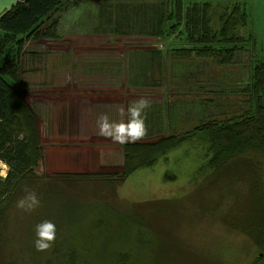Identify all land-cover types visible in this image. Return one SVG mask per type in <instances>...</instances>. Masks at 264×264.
Listing matches in <instances>:
<instances>
[{
	"label": "trees",
	"instance_id": "1",
	"mask_svg": "<svg viewBox=\"0 0 264 264\" xmlns=\"http://www.w3.org/2000/svg\"><path fill=\"white\" fill-rule=\"evenodd\" d=\"M144 3L127 13V8L118 10L114 15L115 29L107 27L100 32L96 27L94 32L155 40L159 45L149 51L148 70L159 75L157 79L156 74L149 77V87L163 88L166 85L163 81L168 82V72L186 69L195 57L208 60L211 74L219 78L199 87L212 97L197 102L198 108L205 104L206 112L198 114L201 117L193 115L196 125L185 132L168 134L158 143H134L128 150L126 145L124 173L120 176H47L36 170L43 162L44 149L38 139L35 111L21 87L29 58L44 52L30 49L28 44L40 38L58 37L60 15L69 5L76 6L77 1L17 0L0 16V161L10 167L6 178L0 177V264H169L175 243L171 241V233L156 224L157 204L168 213L164 202L154 206L151 203L155 201L142 202L126 206L123 211L110 202L121 203L114 200L118 191L116 182L124 183L137 171L155 167L161 157L185 144L194 148L199 157L194 183L199 177L206 180L224 170H242L238 182L246 180L248 190L242 201L250 202L239 204L238 187L232 184L227 205L239 213L231 220L242 221L243 226L227 223V214L222 220L252 238L259 252L254 263L264 264V60L256 62L254 35L247 30L249 13L245 5L228 0L218 5L195 2L186 6L184 0ZM105 7L100 5V22L106 17L102 13ZM129 17L136 21L135 25L133 20L126 23ZM83 185L92 189L86 190ZM26 190L35 191L41 202L30 213L15 206ZM98 191L106 195L107 204L101 196H95ZM82 195L86 196L84 203L79 198ZM76 209L89 212L105 231L116 229L119 233L111 235L113 238L95 232V228L86 233L82 230L83 221L65 217L66 211L73 214ZM214 209L201 208L199 214L216 219L212 215ZM249 216L254 218L250 223ZM44 219L68 220L74 235L72 232L58 236L51 249L36 251L35 226ZM188 253L198 264H206L208 258L212 262L205 252ZM198 256L200 261L196 260Z\"/></svg>",
	"mask_w": 264,
	"mask_h": 264
},
{
	"label": "rangeland",
	"instance_id": "2",
	"mask_svg": "<svg viewBox=\"0 0 264 264\" xmlns=\"http://www.w3.org/2000/svg\"><path fill=\"white\" fill-rule=\"evenodd\" d=\"M77 1V5L73 6L72 11L67 13L64 11L62 15H60V26L57 30L56 38L52 40H48V42H43L38 45L37 50L47 52V48H49V52L56 56L66 55L69 56L74 55V52H63L65 50V41L72 40H81L88 39L89 41L94 40L98 32H94V27L99 24L100 19V5L101 3H108L104 9H102V13L106 14L104 19L105 24H110L111 26H115L114 15L119 12L118 10L127 8L126 13L130 11L131 8L136 5L145 4L144 2H148L152 4L158 0H74ZM225 0H184L185 5H190L195 2H210L213 5H218L223 3ZM231 3H241L246 8L247 13H249L250 23L247 27L248 32H253L254 35V47L256 51V62H259L263 59H260L261 56H264V0H228ZM225 5L228 2H224ZM71 9V8H70ZM110 14L108 17L107 15ZM134 25L136 21L129 17L126 20V23L132 22ZM99 35L97 40L99 42L105 44L102 46L103 48L109 47L114 40L111 36ZM91 38V39H89ZM44 40V38H40L37 40L40 42ZM100 42V43H101ZM146 40L141 39V37H132L128 38V43L130 44L127 49H136L139 45L145 43ZM155 40H150L148 42L149 46L154 47ZM101 43V44H102ZM30 45V44H28ZM124 46V40L118 41L116 46L113 48L116 53H120L118 46ZM67 49V48H66ZM100 52V48L87 53L86 49L83 48L80 51L81 56L85 58L88 57L87 54L96 55ZM103 53H108L107 51H103ZM86 54V55H85ZM71 60H74L70 57L69 63ZM62 58H51L47 67L49 69L53 67L54 69H61L60 66H63ZM76 61V60H74ZM1 65V62H0ZM208 60L200 61V63L195 62L194 64H190V68H188V73H192L196 69V75L201 76L199 71H203L205 69L206 76H213L208 69ZM216 69V68H215ZM218 70V69H216ZM51 71V70H50ZM61 73L58 72V75ZM216 74V73H215ZM130 77L131 74H130ZM219 78L214 75L212 78L207 77L204 79L208 84V80ZM30 83V78H24L23 84ZM24 94L26 95L25 99L27 103L30 105L28 96V92L30 90L25 89ZM60 88H58V91ZM33 92V90L31 91ZM27 93V94H26ZM204 93V92H202ZM209 94H205L207 97H212ZM39 98L43 102L39 106L42 111L47 114V110H49V115L53 117V111L49 108V104L51 100H53L52 95L48 93H38ZM187 97H191V95L187 92H182L180 94H176L175 98L177 99L176 111H179L176 120L180 122L181 129H189L195 121L193 120V111L190 106V101L193 99H188ZM190 100V101H189ZM187 101V102H186ZM186 103V108H183L182 104ZM189 102V103H188ZM184 103V104H185ZM46 105V106H45ZM31 106V105H30ZM36 108V107H35ZM34 108V115L36 119V129L38 132L39 142L42 143L43 149L45 153L50 148V145L46 142L47 137L43 135L45 130V124L41 123L42 118L39 115V109ZM58 110L57 108H55ZM210 113L211 110L209 109ZM58 113V117H59ZM175 120V121H176ZM188 122V123H187ZM54 157L48 156L46 159H43V162H40V166L36 168L38 174H46L52 175L55 172L60 173L61 169L55 166V163H60L59 160H54ZM199 160L198 153L194 148L189 146V144H185L179 149L173 151L169 154L168 158L162 160L157 164V166L153 169H142L136 172L134 175H131L127 178L124 183L116 182L115 186L118 191L116 192V198L114 200L121 201L120 204L110 202L114 205L118 210H125L126 206H134L135 204L147 202V201H155L151 203L152 206L156 205L157 202H164L163 206L167 209L168 213L163 210V207H160L157 204L158 218L156 220V224L160 227H164L162 231L166 228L168 233H171V241L175 243V249L170 256L169 264H198L194 258L188 253H206L210 255L211 260L206 259V264H262V263H254L256 257L258 256V248L254 244L252 238L246 234L245 231L235 229L233 226L231 227L229 221L232 222L238 228H242V221H235L231 219H235L239 216V213L236 211H232L227 205V197L228 193L232 191L230 187L235 185L238 187V195H239V204H248L249 202L242 201V197L245 195L247 190L245 181H239V178H242V170L240 171H222L219 174H214L212 176H208V179L204 180L203 178H198L197 182H193V180L197 177V170L199 165H197V161ZM74 160H69V162H73ZM52 165V166H50ZM60 165V164H59ZM6 166V167H4ZM10 171V167L0 161V172H6V176ZM49 171H53L50 173ZM96 171L99 169L96 168ZM86 175H102L105 176L107 174H100L99 172L93 173H85ZM53 176V175H52ZM120 176V175H119ZM118 176H115V179ZM4 178V177H3ZM236 180V182H234ZM90 186V185H89ZM83 188L86 190H91V187L87 185ZM200 189V190H199ZM198 191H201V194H197ZM108 195L111 192H106ZM96 197H102V201L106 204V200H104L105 194L98 191L95 193ZM84 195L79 196L80 201L84 203L85 201ZM209 197V198H208ZM109 201V199L107 198ZM201 204V206H198ZM208 206L211 209H214V213L210 218L208 216H203L199 214V209H206ZM149 209V208H148ZM153 209V208H152ZM151 209V210H152ZM249 211V209H248ZM147 212V210H146ZM65 213V211H64ZM251 211H249L250 215ZM62 214V211H61ZM226 215L228 221L224 222L222 218ZM168 215V219L165 217ZM252 215V214H251ZM230 216H233L230 218ZM65 217L67 219L81 220L82 230L88 229H96L94 230L97 233L106 234L108 238H113L111 235H117L119 230H114L112 232L105 231L104 226H100L99 222H95V218L89 214V212H85L80 209H76L73 214H70L66 211ZM87 217V218H86ZM253 217L249 216L247 222L250 223L253 221ZM56 225V237L63 236L64 234H70L74 231L71 227H69L68 220L62 221H53ZM74 223V222H73ZM93 223H98L97 226H92ZM161 223V224H160ZM138 233V229H134ZM79 231V229H78ZM80 232V231H79ZM169 240V239H167ZM161 244V241H160ZM88 248V245H86ZM146 252H148V244L145 245ZM196 260H201V257L198 256Z\"/></svg>",
	"mask_w": 264,
	"mask_h": 264
},
{
	"label": "crops",
	"instance_id": "3",
	"mask_svg": "<svg viewBox=\"0 0 264 264\" xmlns=\"http://www.w3.org/2000/svg\"><path fill=\"white\" fill-rule=\"evenodd\" d=\"M16 2L17 0H0V16L15 5ZM109 3H101V5L106 6ZM72 7L73 5H69L66 12H71ZM96 27L101 30L100 32H103L107 27L110 28L109 30L115 29V26L105 24L103 19L102 22L99 21V24L94 29ZM118 28L119 25L117 26ZM99 35L110 36L97 34L92 41L88 39H69L65 41L67 42L65 43L67 49L65 48L63 52H74L75 54L72 56L68 54L56 56L48 53L49 48H47L46 53L40 50V52L44 53L37 57L29 58V69L23 76V79L30 78L31 80L30 83L24 80V86L21 87L22 93L26 97L24 94L25 89L28 88L30 90L28 92V96L31 97L29 99L30 105L33 109L36 107L40 110L38 112H40L39 115L42 118L40 119L41 123L45 124L43 135L48 136L46 142L51 149L47 153L44 152V158L46 159L52 155L54 157L53 161H60V163L56 162L55 166L61 169V172H55V174L99 172L107 175H121L124 173L125 146L127 145L128 150V147H131V144L134 143L130 142L120 145L96 134V119L100 113L107 112L110 119H120L114 110L113 106L115 105H123L127 108L130 103L142 97L152 101L151 107L146 110L147 135L135 142L146 144L158 143L157 141L163 140L168 134L189 130L181 129L180 122L176 120L179 113V111L175 110L177 105L176 94L188 91L191 97H187V100L193 99V101H189L190 106L196 108V110H194L195 108L192 109L193 115L196 117H201L198 114L203 113L205 115L204 112H206V109L203 110L205 104L199 108L197 105L198 101L204 102L207 99L206 93H202L199 87L207 84L204 79L212 76H206L205 69L199 71L201 76L196 75V69L192 73L187 71L190 68V64L200 63V61H203L202 59L195 57V61H190L186 69L168 72V82L163 81V85L166 84L163 88L149 87V77L156 74L157 79L159 75L158 72L150 73L148 70L149 51L153 49L148 44L149 39L141 37L146 42L132 50L127 49L130 45L128 38L132 37L116 34V37L112 38L114 40L109 44V47L103 48L102 46H105V44L100 41L101 44L97 40ZM48 40L52 39L33 42L29 47L38 51V45L48 42ZM122 40H124L125 45H119L116 49H119L120 53H116L113 48L118 41ZM158 45L156 44V46ZM98 47L100 52L96 55L87 54L88 57L85 58L80 54L83 48L89 53ZM180 47L181 44H179L178 49ZM103 51L108 53L105 54ZM70 57L76 61L71 60L69 63ZM51 58L63 59L62 62L64 63H62L63 66H60L61 69L56 70L53 67L49 69L46 66ZM60 71L61 73L58 75ZM130 74L132 77H130ZM58 88H60L59 91ZM32 90L33 92H31ZM38 93L52 95L51 98L53 100L48 106L53 111V117L49 115V110H47V114L42 111L39 105L43 102L37 96ZM184 103L182 106L186 108V103ZM58 113L60 114L59 117ZM194 125H196V122ZM168 156L161 157L157 164L168 158ZM69 160L74 161L69 162ZM96 168L99 171H96ZM49 172L52 173L53 171Z\"/></svg>",
	"mask_w": 264,
	"mask_h": 264
},
{
	"label": "clouds",
	"instance_id": "4",
	"mask_svg": "<svg viewBox=\"0 0 264 264\" xmlns=\"http://www.w3.org/2000/svg\"><path fill=\"white\" fill-rule=\"evenodd\" d=\"M151 103V100L142 97L130 103L127 108L123 105L113 106L120 117L119 120L110 119L107 112L100 113L96 119V134L120 145L143 139L148 131L145 123L146 110L151 107ZM0 177L6 178V172H0ZM40 203L35 191L26 190V194L16 201L15 206L22 212L30 213L35 211ZM56 232L53 221L44 219L38 223L35 226L36 251L45 252L51 249L56 241Z\"/></svg>",
	"mask_w": 264,
	"mask_h": 264
},
{
	"label": "bare ground",
	"instance_id": "5",
	"mask_svg": "<svg viewBox=\"0 0 264 264\" xmlns=\"http://www.w3.org/2000/svg\"><path fill=\"white\" fill-rule=\"evenodd\" d=\"M262 57V56H261Z\"/></svg>",
	"mask_w": 264,
	"mask_h": 264
}]
</instances>
